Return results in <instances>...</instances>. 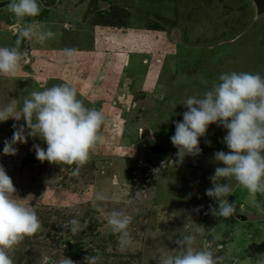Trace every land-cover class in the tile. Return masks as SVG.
<instances>
[{"label":"rangeland","instance_id":"obj_1","mask_svg":"<svg viewBox=\"0 0 264 264\" xmlns=\"http://www.w3.org/2000/svg\"><path fill=\"white\" fill-rule=\"evenodd\" d=\"M39 3L40 14L28 22L54 36L43 43L22 41L30 62L15 77L0 76V106L67 83L105 120L101 141L77 175L75 164L37 160L32 145L46 147L38 138L17 143L15 155H4L13 124L24 121L0 123V165L16 190L13 198L30 204L41 224L8 250L14 264H41L44 255L77 264L88 255H99L98 264H158L188 233L196 235L199 248L211 249L219 264H253L264 256V215L252 207L246 189L234 187L227 197L236 203L233 217L222 221L210 212L217 202L205 190L215 167L222 166L213 162L214 152L229 151L222 143L226 130L210 124L199 138L201 153L180 164L170 142L188 96L210 90L222 73L264 77V12L257 15L252 0ZM6 6L0 8V46H12L16 38ZM66 48L76 50L71 58L64 55ZM147 189L146 199H133L137 190ZM97 192L106 199L97 201ZM256 199L264 205V194ZM120 209L133 217L132 242L124 250L107 224L108 214ZM73 218L82 225L75 235L68 231Z\"/></svg>","mask_w":264,"mask_h":264},{"label":"clouds","instance_id":"obj_2","mask_svg":"<svg viewBox=\"0 0 264 264\" xmlns=\"http://www.w3.org/2000/svg\"><path fill=\"white\" fill-rule=\"evenodd\" d=\"M6 8L13 14L16 38L14 45L0 46V76L15 77L21 66L30 62L27 52L20 48L22 41L43 43L54 33L42 30L38 23L28 22V18L40 14L39 0H9ZM75 51L72 48L63 50L68 58ZM182 105L187 110L182 113V120L173 121L175 131L170 137L177 149L175 164L182 163L185 156L201 153L199 138L205 135L210 124L226 130L222 143L229 151L214 152L213 162L222 166L215 167L214 174L209 177L212 186L205 190V195L217 202V207L210 206L211 214L222 221L233 217L236 203L228 202L227 197L234 187H241L247 190L249 202L257 214L264 215V205L256 199L258 193L264 194V77L250 72L222 73L210 90L188 96ZM10 118L16 122L23 119L24 123L13 124L11 139L4 142V155H15L17 143H26L30 137L38 138L46 147L34 143L35 158L58 165L75 164L73 175L78 174L79 168L90 159L91 150L101 141L99 133L105 120L102 111L86 107L78 98L77 89L67 83L32 91L24 96L22 103L11 99L0 106V123ZM15 191L11 178L0 165V264H14L8 250L41 228L34 208L19 202L23 199L13 198ZM148 191L137 190L133 199H146ZM95 199L103 201L106 197L97 192ZM132 220L123 209L112 210L107 216V224L117 236L121 250L132 242L129 231ZM68 224L71 225L68 231L73 235L82 229L76 218ZM175 243L174 250L158 257V264H219L220 258L214 256L211 249L199 248L196 235L192 233L179 236ZM100 259L99 255L83 258L84 264H98ZM41 264L77 262L65 256L56 261L44 255ZM253 264H264V256Z\"/></svg>","mask_w":264,"mask_h":264},{"label":"water","instance_id":"obj_3","mask_svg":"<svg viewBox=\"0 0 264 264\" xmlns=\"http://www.w3.org/2000/svg\"><path fill=\"white\" fill-rule=\"evenodd\" d=\"M8 3H9V0H2V2H0V8L7 5ZM253 3L255 5L257 15L264 12V0H253ZM236 216L239 219H245L246 218L245 215H242L240 213H236Z\"/></svg>","mask_w":264,"mask_h":264},{"label":"crops","instance_id":"obj_4","mask_svg":"<svg viewBox=\"0 0 264 264\" xmlns=\"http://www.w3.org/2000/svg\"><path fill=\"white\" fill-rule=\"evenodd\" d=\"M253 1V0H252ZM253 5H254V3H253ZM255 6V5H254ZM256 9V8H255ZM256 14H257V12H256ZM37 57H35V59L33 58V60H32V63L34 64L35 63V61L37 60L38 61V59H36ZM116 80V82H117V79H115ZM115 80H113V81H115ZM111 83H112V81L111 80H109ZM109 81H108V83L107 84H109V86L111 85L110 83H109ZM245 215V214H244ZM246 216V215H245ZM210 229H212V228H210ZM211 234V233H210ZM212 239V238H211ZM212 240H214V239H212ZM221 243V242H220ZM199 247V246H198Z\"/></svg>","mask_w":264,"mask_h":264}]
</instances>
